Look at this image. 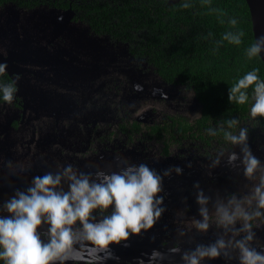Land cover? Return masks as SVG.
<instances>
[{
	"label": "flooded vegetation",
	"instance_id": "obj_1",
	"mask_svg": "<svg viewBox=\"0 0 264 264\" xmlns=\"http://www.w3.org/2000/svg\"><path fill=\"white\" fill-rule=\"evenodd\" d=\"M74 21L78 33L72 36L33 32L26 33L25 38L19 34L11 44L24 47L25 56H18L27 63L24 71L7 65L4 72L10 80L17 75L20 78L13 102L0 100V203L15 189L28 187L32 176L55 172L69 163L85 172L117 170V157L146 163L161 173L170 166H179L181 174L173 171L164 178L166 211L159 221L142 235L130 237L128 247L113 246L120 259L107 264H137V257L154 248L167 253L173 246L187 250L214 240L217 230L204 234L194 228L198 218L194 184L199 182L213 200L217 195L246 192L245 186L250 184L242 169L230 168L226 158L218 167H209L220 148L229 147L223 134L217 131L210 136L205 127L195 124L202 111L193 120L176 113H157L156 100L140 93L139 71L133 70L137 79H130V66L115 64L105 68L102 80L98 61L102 59L104 63L106 56L118 52L114 43L124 42L96 33L82 20ZM80 27L85 28L83 32ZM91 42L99 46L91 48L93 53L87 49ZM34 53H40L37 65L33 63ZM130 56L139 63L137 66L143 63L147 70L157 72L148 60L132 53ZM5 62L9 63L0 61ZM174 85L188 88L181 83ZM189 124L192 127L186 128ZM257 129L264 135V129ZM47 228L44 224L38 231L45 232ZM181 231L185 235L181 236ZM256 233V246H264V226ZM163 264H181L180 255L171 256ZM204 264L225 261L217 258L205 260Z\"/></svg>",
	"mask_w": 264,
	"mask_h": 264
},
{
	"label": "clouds",
	"instance_id": "obj_2",
	"mask_svg": "<svg viewBox=\"0 0 264 264\" xmlns=\"http://www.w3.org/2000/svg\"><path fill=\"white\" fill-rule=\"evenodd\" d=\"M184 7H188L185 4ZM236 18L228 20L235 27ZM243 31H226L222 41L240 45ZM264 52V34L246 49L249 59ZM7 64L0 63V74ZM17 75L9 82H0V100L11 104L18 91ZM250 116L264 117V79L259 69L245 73L229 88L228 100L237 105L250 100ZM221 147L212 158L216 168L226 156L230 168L241 170L247 181L246 192H232L224 197L206 195L199 182L195 200L198 218L194 228L204 234L210 229L219 232L208 243L182 250L173 246L167 253L152 249L137 257V264H163L175 254L181 264H204L205 260L222 258L225 264H264V246H256V229L264 226V161L251 150L248 129L239 127L236 118L225 122ZM208 135L218 129L208 128ZM239 148V152L235 148ZM11 167V162L8 164ZM117 170L81 171L72 164L59 166L31 177L29 186L15 189L0 203V262L2 264H107L119 261L113 246L128 247L130 237L150 230L166 211L163 181L179 166H170L161 173L146 163H132L117 157ZM21 171L26 169L21 168ZM65 185L67 186L65 188ZM209 204L212 205L211 209ZM48 225L45 232L38 231ZM183 236L185 233L180 232ZM46 237V239H42ZM123 242V243H122ZM147 257V259H145Z\"/></svg>",
	"mask_w": 264,
	"mask_h": 264
},
{
	"label": "trees",
	"instance_id": "obj_3",
	"mask_svg": "<svg viewBox=\"0 0 264 264\" xmlns=\"http://www.w3.org/2000/svg\"><path fill=\"white\" fill-rule=\"evenodd\" d=\"M10 2L24 8H72L75 19L96 33L123 41L130 53L153 64L165 81L194 91L202 104V115L195 121L200 128H216L223 134L226 121L238 120L228 129L235 131L252 119L251 89L247 104L228 100L230 86L245 73L259 69L264 79L262 57L249 59L246 54L255 41L247 0H0V7ZM231 18L238 20L235 27L228 24ZM229 30L244 32L240 45L222 41ZM9 81L6 73L0 74V82ZM254 119L264 129V117Z\"/></svg>",
	"mask_w": 264,
	"mask_h": 264
},
{
	"label": "water",
	"instance_id": "obj_4",
	"mask_svg": "<svg viewBox=\"0 0 264 264\" xmlns=\"http://www.w3.org/2000/svg\"><path fill=\"white\" fill-rule=\"evenodd\" d=\"M247 2L250 7L253 30L256 38L264 34V0H247ZM48 6L40 5L34 8H24L10 2L0 7V61L1 59L2 61H8L9 63L6 64L12 68L21 69V71L26 70L24 65L27 62L18 56L21 54L25 56L24 47L22 45H11L17 41L19 34L21 37H24L26 33L42 32L59 37L62 34L72 36V34L78 33L77 25L74 26L75 11L72 8L63 10L49 6L52 7L50 10L42 9V7L47 8ZM51 26L53 29L47 28ZM91 43V48L99 47L93 44V42ZM17 44L20 43L18 42ZM121 45H125V50L130 55L128 45L125 43ZM39 54H33V58L36 60L33 62L35 63L34 65H37ZM261 57L264 60V52L261 53ZM45 62L46 60H44ZM11 76L14 77V74H11ZM159 77L161 76L159 75ZM165 82L168 83L167 81Z\"/></svg>",
	"mask_w": 264,
	"mask_h": 264
},
{
	"label": "rangeland",
	"instance_id": "obj_5",
	"mask_svg": "<svg viewBox=\"0 0 264 264\" xmlns=\"http://www.w3.org/2000/svg\"><path fill=\"white\" fill-rule=\"evenodd\" d=\"M52 7H42V9L50 10ZM75 26V24H74ZM81 32L84 31V27L79 28ZM91 45L87 49L91 50ZM115 49L118 52L110 53L106 56L104 63L100 59L98 61V68L103 70L102 80L105 78V68L111 69L115 64H125V66H130L132 81L136 80L137 77L134 75L133 70L139 71V82H140V93L144 96H149L152 100H156L157 113H176L181 114L183 117L193 120L200 116L202 111V106L196 98L194 91L190 88L184 86L168 84L166 83L154 69H146L143 63L139 64L137 61L133 60L132 57L127 54L125 50V45L115 44ZM111 48V45L108 44ZM135 63V64H134ZM134 84L131 86L133 88ZM128 99L127 97H125ZM152 107V106H150ZM244 125V124H243ZM248 129V143L251 147L252 152L260 160H264V135L257 131V125L255 124V119L252 118L246 122L245 126ZM239 152V148H235ZM226 158V156H225ZM224 158V159H225ZM223 159V160H224Z\"/></svg>",
	"mask_w": 264,
	"mask_h": 264
}]
</instances>
